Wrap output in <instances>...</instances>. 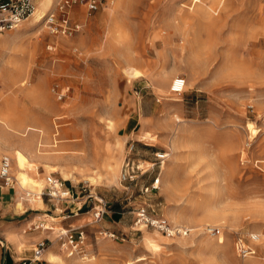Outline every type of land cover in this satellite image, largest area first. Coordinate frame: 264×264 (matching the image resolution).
Here are the masks:
<instances>
[{
	"label": "rangeland",
	"instance_id": "1",
	"mask_svg": "<svg viewBox=\"0 0 264 264\" xmlns=\"http://www.w3.org/2000/svg\"><path fill=\"white\" fill-rule=\"evenodd\" d=\"M37 2V18L0 33V158L12 157L16 180L43 181L35 196L52 173L124 212L122 226H107L91 222L89 204L77 216L84 258L59 248L44 264H264V0L76 4L70 16L82 26L72 35L39 22L58 0ZM177 77L181 93L171 91ZM133 107L146 144L134 141L140 168L122 181L132 139L121 124ZM139 206L189 232L136 223ZM53 225L56 234L59 219ZM213 226L217 236L205 232ZM249 233L263 244L240 258L236 237Z\"/></svg>",
	"mask_w": 264,
	"mask_h": 264
},
{
	"label": "built area",
	"instance_id": "2",
	"mask_svg": "<svg viewBox=\"0 0 264 264\" xmlns=\"http://www.w3.org/2000/svg\"><path fill=\"white\" fill-rule=\"evenodd\" d=\"M80 4L87 8V11L91 12L95 9L99 8L102 4V0H58L55 4V12H50L45 14L42 18L46 20V24L49 28V31L52 35H72L77 33L80 30V23L72 22L70 11L71 7ZM37 10V4L35 0H0V32H4L5 30H10L18 27L24 21L29 19L31 16L35 14ZM58 14V15H57ZM185 80L181 77H177L172 85L171 91L175 93H181L182 87L184 86ZM57 98L61 99L63 95L62 90L60 92H56ZM127 158L124 163L125 169L120 174V179L122 181H132L134 177L135 169H139L137 165H134L130 155L134 152V144L133 142H129L127 146ZM157 162H162L165 158V153L155 152L154 153ZM153 165V163H152ZM13 164L12 159L8 155L3 156L0 159V179L4 182L5 186H13L15 185L16 177L12 171ZM145 172V171H144ZM158 179H154V183L157 182ZM47 184L39 194L40 198H44L48 196L53 199L54 203H69L74 199L68 189L63 187V182L59 180V178L54 177L52 174L46 177ZM148 187H145V190H148ZM82 191V202L79 203L80 206H76L75 210L64 209L61 212H65L68 210V213H65V218L70 217L69 212L78 213L82 210L85 203H89L92 205L91 207V222L99 223L100 220L104 217L106 213H108L110 206L109 203L104 200L102 197H97L96 193H94L88 184L81 185ZM26 197H35V195L31 194L27 191ZM89 206V205H88ZM136 223L155 228L159 232L165 234L166 236L176 235V234H187L189 232L188 229H182L179 227L171 226L167 220L161 217L152 216L148 213L146 207L139 206L135 212V220ZM34 227H38L34 225ZM42 228H46L43 225ZM205 232L211 236H217L220 233V229L216 226L208 227L205 229ZM99 233H102L100 231ZM107 234L109 237H114L113 232H103ZM86 231L84 226H68L64 228L58 229V232L55 235V240L59 244L60 250L67 257H78L84 258L85 246H86ZM260 239V235L256 233H249L248 238L243 236H237L234 244L235 253L240 257H249L255 253V248ZM46 242H42L40 246L36 249V256L40 257L46 248Z\"/></svg>",
	"mask_w": 264,
	"mask_h": 264
},
{
	"label": "crops",
	"instance_id": "3",
	"mask_svg": "<svg viewBox=\"0 0 264 264\" xmlns=\"http://www.w3.org/2000/svg\"><path fill=\"white\" fill-rule=\"evenodd\" d=\"M35 2L36 4L38 3L37 0ZM71 19L74 23L78 22L72 17ZM141 73L143 74V72ZM127 116L128 118L121 124L122 132L127 134V137L130 136L131 142H142L140 133L135 134V129L141 117H145L144 114H141L137 108L133 107V109H129ZM54 128L56 129V127ZM58 134L57 131H54L55 136ZM141 144L145 145L146 143L142 142ZM147 170L145 169L144 171L146 172ZM16 181H18V187L16 185L17 182L9 187L5 186L3 181L0 182V264H44L52 261L50 257L54 256L56 250H59V244L55 240L56 234H54L53 228L55 219H59L61 228L70 225L79 226L83 223V217L77 216L88 208L89 203L84 204L81 213L67 218H65V213H68V210H65L64 213L61 212L67 208L75 210L76 206H80L79 203L82 202V184L69 178L63 179V187L68 189L75 198L69 203L58 204L54 203L53 199L48 196L44 198L38 196L26 197L27 191L38 195L36 193L39 186L38 183H33L25 174H22L20 179ZM109 206L108 213L103 217L104 222L109 224L107 226H122L124 222L122 221V214L124 212L121 204L119 202L110 203ZM34 225L38 227H34ZM42 225L46 228H42ZM42 242H46L47 245L43 251L44 253L37 257L35 251ZM55 256L59 255L55 252Z\"/></svg>",
	"mask_w": 264,
	"mask_h": 264
},
{
	"label": "bare ground",
	"instance_id": "4",
	"mask_svg": "<svg viewBox=\"0 0 264 264\" xmlns=\"http://www.w3.org/2000/svg\"><path fill=\"white\" fill-rule=\"evenodd\" d=\"M44 3H47V4L50 5V4L52 3V0H45ZM40 13H41V12H40ZM38 15H39V14H38V11L36 10L35 14L33 15V18H37ZM43 16H44V15H41V18H40L39 22H41V19H42ZM133 76H134V77H135V76H140V74H134ZM184 85H185V83H184ZM183 87H184V86H183ZM183 87H182V90H183ZM182 90H181V91H182ZM247 128H248L249 130H251L252 134L256 133L255 129L252 128V124H251V123H248ZM21 150H22V149H21ZM46 167H49V166L46 165ZM38 186H39V187H38L39 189L43 188V181L39 182V183H38ZM49 226H52V225H49ZM49 226H48V227H49ZM53 228H54V227H53ZM261 243H262V240L259 239L258 244H261ZM262 244H263V243H262ZM146 245H147L148 248H151V249H155V248H156L155 245H153V243H152V241L150 240V238H147V239H146ZM54 256H55V252H54Z\"/></svg>",
	"mask_w": 264,
	"mask_h": 264
}]
</instances>
